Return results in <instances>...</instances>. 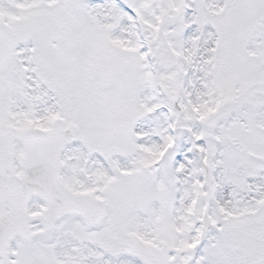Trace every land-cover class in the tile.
Returning a JSON list of instances; mask_svg holds the SVG:
<instances>
[{"label": "snow or ice", "instance_id": "1", "mask_svg": "<svg viewBox=\"0 0 264 264\" xmlns=\"http://www.w3.org/2000/svg\"><path fill=\"white\" fill-rule=\"evenodd\" d=\"M0 264H264V0H0Z\"/></svg>", "mask_w": 264, "mask_h": 264}]
</instances>
